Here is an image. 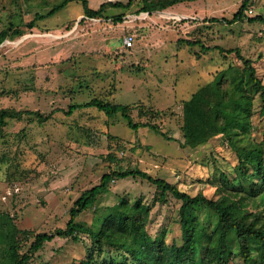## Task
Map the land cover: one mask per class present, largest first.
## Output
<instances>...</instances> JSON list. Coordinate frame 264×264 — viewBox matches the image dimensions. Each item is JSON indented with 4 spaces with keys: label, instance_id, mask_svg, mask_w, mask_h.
I'll return each instance as SVG.
<instances>
[{
    "label": "rangeland",
    "instance_id": "374dc122",
    "mask_svg": "<svg viewBox=\"0 0 264 264\" xmlns=\"http://www.w3.org/2000/svg\"><path fill=\"white\" fill-rule=\"evenodd\" d=\"M56 1L0 0V31H23L0 46V108L53 114L43 122L34 114L23 120L7 118L8 124L0 128V264H7L15 228L21 254L36 233L55 234L28 264H73L91 250L93 264L111 259L121 264V251L114 246L99 247L86 231L74 239L58 230L66 228L69 210L84 190L99 183L105 172L129 166L190 193L218 196L211 181L219 179L221 170L231 169L235 151L221 134L196 147L182 146L183 101L230 64L242 66L240 55L253 61L264 82V22L248 19L264 16V0H250L253 13L246 10L247 16L236 21L230 20L243 0H194L162 10L186 13L174 12L173 17L160 11L138 13L136 1L129 8L107 7L108 17L101 22L86 17L81 1H71L35 27L26 25ZM89 1L97 8L103 0ZM120 12L126 14L116 21ZM125 19L138 23L125 28ZM127 32L136 34L131 48L123 47ZM254 96L256 127L251 137L260 141L262 99L259 92ZM95 97L132 104L135 121L157 124L172 139L150 126L131 127L120 112L109 116L95 106L66 114L70 104ZM157 195L156 186L146 179L117 178L77 221L98 229L120 199H141L151 207L149 232H165L169 242H180V200L169 196L163 202ZM250 207L264 212V204ZM255 260L254 251L250 261ZM235 262L243 264L240 254Z\"/></svg>",
    "mask_w": 264,
    "mask_h": 264
},
{
    "label": "trees",
    "instance_id": "16d2710c",
    "mask_svg": "<svg viewBox=\"0 0 264 264\" xmlns=\"http://www.w3.org/2000/svg\"><path fill=\"white\" fill-rule=\"evenodd\" d=\"M71 1H81L87 17L105 19L108 17L105 11L107 7L129 8L137 1L138 13H151L194 0H103L97 8L92 7L89 0H58L48 11H37L26 25L29 28L35 27L38 20L55 14ZM249 2L250 0H243L230 21L243 20L247 16L244 11ZM125 14L120 12L114 19L122 21ZM248 19L264 22L261 14ZM13 34L20 35L23 31L21 28L2 29L0 46ZM207 48L210 49V46ZM240 58L242 66L230 64L183 101L182 146L196 147L221 134L235 151L236 159L231 169L221 170L219 179L211 181L216 187L217 197L208 196L202 191L190 193L178 184L163 177H155L137 166L115 169L105 172L99 183L81 193L69 210L66 228L57 233L79 239L80 234L86 231L99 247L107 244L119 249L123 257L121 264H126L130 259L132 264H238L235 259L239 254L243 264H264V212L262 214L260 210L254 211L250 207L260 208L264 204V129L260 141L251 137V132L256 127L253 123L256 92H259L262 99L259 113L264 116V82L253 61L242 55ZM87 106H95L109 116L120 112L129 126H150L166 138L172 139L157 124L135 121L130 103H116L95 97L84 103H72L65 112L71 114L75 109ZM27 114L37 115L41 122L49 120L53 115L52 112L44 114L32 109L0 108V128L8 124L7 118L23 120ZM123 147V144L117 146ZM128 176L141 177L154 184L157 188V200L164 202L169 196L180 200L177 213L182 235L180 242H169L165 232L157 236L149 232L147 221L151 207L141 199H120L109 207L112 211L103 218L98 229L77 221L79 214L93 207L98 197L109 189L112 180ZM18 230L15 228L9 244L7 264H28L35 252L46 241L55 237L52 232H38L29 249L21 254L17 248L19 241L15 239ZM254 251L256 260L251 262ZM93 256L94 250H91L73 264H93ZM103 264H113V259Z\"/></svg>",
    "mask_w": 264,
    "mask_h": 264
},
{
    "label": "built area",
    "instance_id": "2783aa9c",
    "mask_svg": "<svg viewBox=\"0 0 264 264\" xmlns=\"http://www.w3.org/2000/svg\"><path fill=\"white\" fill-rule=\"evenodd\" d=\"M247 11L249 12V14H252L254 10L252 8H248ZM92 19L98 20V18H92ZM136 39L137 38H136L135 33L127 32L123 36V39H122L123 47L124 48H131L133 45H135Z\"/></svg>",
    "mask_w": 264,
    "mask_h": 264
},
{
    "label": "crops",
    "instance_id": "0c3cea01",
    "mask_svg": "<svg viewBox=\"0 0 264 264\" xmlns=\"http://www.w3.org/2000/svg\"><path fill=\"white\" fill-rule=\"evenodd\" d=\"M174 10V9H173ZM157 11H160L161 13L164 11H162V10H157ZM173 12H176V13H181V14H186L185 12H182V11H177V10H174ZM162 14H164V15H166L167 16V14H165V13H162ZM138 16V15H137ZM173 16H177V15H173ZM173 16H170V17H173ZM159 18H160V16H159ZM161 19V18H160ZM95 20V19H94ZM102 20H104L103 18H98V20H96V21H99V22H101ZM137 23L138 22H136V21H129V20H126L125 19V23H122L121 22V24H122V26L123 27H125V28H132V27H135L136 25H137ZM136 41H137V39H136ZM136 43V42H135Z\"/></svg>",
    "mask_w": 264,
    "mask_h": 264
},
{
    "label": "bare ground",
    "instance_id": "6f19581e",
    "mask_svg": "<svg viewBox=\"0 0 264 264\" xmlns=\"http://www.w3.org/2000/svg\"><path fill=\"white\" fill-rule=\"evenodd\" d=\"M167 12H168V14H167ZM167 12H166V14L169 15V16H173V15H175L174 12H171V11H167ZM17 40H18V39H17ZM18 42H19V40H18Z\"/></svg>",
    "mask_w": 264,
    "mask_h": 264
}]
</instances>
